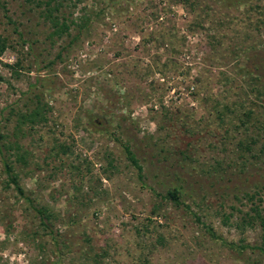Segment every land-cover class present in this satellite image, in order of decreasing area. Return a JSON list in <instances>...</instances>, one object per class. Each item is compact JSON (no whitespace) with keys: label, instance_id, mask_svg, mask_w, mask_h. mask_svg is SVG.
Instances as JSON below:
<instances>
[{"label":"rangeland","instance_id":"obj_1","mask_svg":"<svg viewBox=\"0 0 264 264\" xmlns=\"http://www.w3.org/2000/svg\"><path fill=\"white\" fill-rule=\"evenodd\" d=\"M45 2L0 0V264H264V0Z\"/></svg>","mask_w":264,"mask_h":264},{"label":"trees","instance_id":"obj_2","mask_svg":"<svg viewBox=\"0 0 264 264\" xmlns=\"http://www.w3.org/2000/svg\"><path fill=\"white\" fill-rule=\"evenodd\" d=\"M54 0H47V2H45V4L48 6L50 3H52ZM223 2H228V3H235V4H239L242 3L243 0H220ZM61 6V3H59L58 1H55V4L52 6V8H49L47 11V17H51L52 19V24H53V34L57 35V36H61L63 33H66L69 30V23H67V18L65 16H57V14H54V12H58L59 7ZM79 22L77 24H75L77 26V31L76 33L73 35V37H76L79 35V32L81 31V28L84 26H86L87 22H88V18H86L85 16L79 18ZM70 23L71 20L69 21ZM4 41L3 39H0V51L3 49L4 47ZM16 65L18 64V62L16 61L15 63ZM256 74V73H255ZM253 81L255 80V82L253 83L252 87L250 89H257L256 90V94L257 95V99L259 98L260 101L264 102V99L261 97H259L260 95H264V85L259 83L260 80V75L256 74L255 76H253ZM256 83H258V87L256 88L255 85ZM255 88H254V87ZM262 89V90H261ZM45 105L40 103L39 101H36L35 106L33 108H31L29 110V112L27 114H18V121H25V122H29L30 124H33L37 121H45L46 120V116H45ZM48 109V108H47ZM245 112V111H244ZM252 111L250 109L246 110V112L244 113L245 115V119L250 118ZM25 119V120H24ZM242 121V120H241ZM244 122V121H242ZM61 150L64 151L65 147L64 145H61ZM124 151L126 153V157L127 159L131 162V164L133 166L136 167L138 173L140 171V165L137 164V159L134 156V153L132 152V150L125 145L124 146ZM19 159L22 161V156L19 155ZM3 165H4V169L5 172L8 176L6 184L12 183L13 186L15 187V189L18 191V193L20 195H24L22 189L18 186L17 181H16V175L12 172L11 169V164L9 162H5V160H3ZM184 179L180 176H174V179L170 180L168 182V188L166 189L165 192V196L166 198H168L170 201H177L179 194H183V192H185L186 188H185V181H183ZM183 181V182H182ZM5 184V185H6ZM26 199H28V197L25 196ZM34 211H36V213L39 215L40 217V223L46 227L48 225V222H46L45 220L48 219V214L45 211V209L43 208H36L33 207ZM255 217H257L259 219V223L261 225V241H260V245L255 246V248L260 252V253H264V218L263 216H261L258 212L255 213ZM253 219V218H251ZM248 221V220H247ZM242 248L246 247V248H252L249 247L247 244H243L241 245Z\"/></svg>","mask_w":264,"mask_h":264}]
</instances>
